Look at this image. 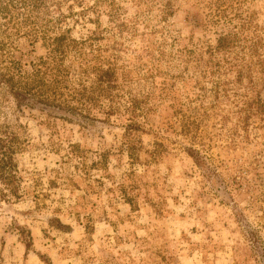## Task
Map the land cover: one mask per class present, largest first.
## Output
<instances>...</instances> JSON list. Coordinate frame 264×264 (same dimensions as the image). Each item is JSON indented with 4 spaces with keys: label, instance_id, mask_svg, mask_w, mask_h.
<instances>
[{
    "label": "rangeland",
    "instance_id": "rangeland-1",
    "mask_svg": "<svg viewBox=\"0 0 264 264\" xmlns=\"http://www.w3.org/2000/svg\"><path fill=\"white\" fill-rule=\"evenodd\" d=\"M166 1L172 15L162 20ZM49 2L57 34L68 29L87 39V52L128 71L117 80L115 109L122 112L130 96L145 99L148 120L134 134L138 159L131 160L122 146L125 117L105 115L107 101L83 112L88 117L35 102L18 106L0 83V123L26 140L15 156L21 196L0 198V264H264L257 217L264 206V113L242 125L248 79L238 84L234 71L221 68L217 76L229 91L218 99L212 76L202 81L204 90L194 86L199 72L193 63L184 71L180 52L195 49L207 59L204 51L224 32L260 38L255 51L243 42L228 59L252 68L249 94L264 97V0ZM9 35L1 26L0 61L13 55L29 70L46 54L41 41ZM152 56L161 57L149 77ZM64 64L77 66L72 54ZM183 121L189 133L181 131ZM70 144L84 157L72 155ZM123 185L134 208L122 198Z\"/></svg>",
    "mask_w": 264,
    "mask_h": 264
},
{
    "label": "trees",
    "instance_id": "trees-1",
    "mask_svg": "<svg viewBox=\"0 0 264 264\" xmlns=\"http://www.w3.org/2000/svg\"><path fill=\"white\" fill-rule=\"evenodd\" d=\"M113 3L114 0H109V5ZM50 5L52 3L49 0H0V19L3 20L0 27L4 26V31L11 36H26L31 43L41 41L42 46L46 49V54L39 56L38 61L32 63L29 70L23 69L21 62L16 60L13 55L1 60L3 69L0 72V83L15 98L18 106L35 102L85 116L87 114L83 112L89 114L92 109L100 108L102 101H107L109 105L102 112L107 116L117 114L125 117L126 133L122 146L126 147L129 159L137 160L138 153L134 134L142 128L143 122L146 123L148 120V111L144 105L145 99L130 96L128 104L124 106L122 112L119 108L116 110L115 106L120 98L119 90L121 89L117 80L120 78L126 80L129 77L127 76L128 71L122 69L119 72L118 66L114 62L101 58V54H96L92 48L87 52L85 50L87 39L79 40L67 35L68 29L57 34L56 28L51 24L53 18L49 16ZM160 12L162 20L172 15L170 4L167 1L160 8ZM108 16L114 22L119 17L118 10L112 7ZM116 26L119 30L124 27L121 23ZM241 28L245 29L244 26ZM90 39L92 37L89 38L88 45L91 43ZM258 40L255 37L253 41L248 40L247 35L243 34L241 30L221 33L216 39V44L204 51L208 54L207 59H204L202 54L195 49L180 50L181 53L185 52L181 60L184 63V71L187 73L188 64L193 63L195 71L199 72V77L194 78V86L201 91L204 90L206 84L202 81L208 75L212 76L214 95L218 99L220 94L222 97L228 96L229 91V88L221 86L217 76L220 74L221 68L234 71V82L238 84L243 81V78L248 79L249 86H247L246 94H243L244 100L240 108L244 113L240 120L242 125L247 124L251 115L264 113V97L259 94H249L253 91L255 84L252 68L244 69L242 65L236 66V63L229 60L228 57L232 53L236 54L235 49L242 48L247 41L251 42V45L243 48L250 49L251 52L255 51ZM69 54H72L77 66L64 64V59ZM160 57L152 56L153 66L147 68V76L155 75L157 68L154 61H159ZM258 63L259 71L263 73L264 64H262L261 58ZM72 72H76V74L73 75ZM178 76L185 77L184 73ZM181 131L189 133L191 131L190 122L183 121ZM155 145L158 147L160 143H155ZM25 146L26 140L12 130L9 124L0 123V198L2 199H19L21 196L19 190L21 178L18 175L15 156L22 152ZM69 147L72 155L84 157L83 150H80L77 144H70ZM150 153L154 157L158 153L157 148ZM101 156L105 157V154H101ZM103 159L95 164L101 163ZM121 192L124 201L134 208V198L125 191L124 185L121 186ZM260 202L264 204V192ZM259 210L260 215L257 217L260 227L264 228V206H260ZM58 225L62 224L58 222ZM249 234L252 242L257 239L256 232L252 231Z\"/></svg>",
    "mask_w": 264,
    "mask_h": 264
}]
</instances>
